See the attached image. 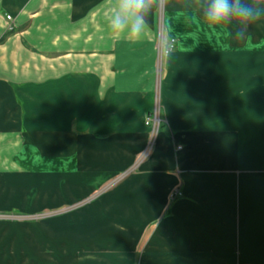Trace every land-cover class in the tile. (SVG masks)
<instances>
[{
  "label": "rangeland",
  "instance_id": "rangeland-1",
  "mask_svg": "<svg viewBox=\"0 0 264 264\" xmlns=\"http://www.w3.org/2000/svg\"><path fill=\"white\" fill-rule=\"evenodd\" d=\"M183 9L177 13L185 20L203 21L195 11ZM5 19L9 26L4 38L15 32L12 16ZM194 27L184 37L170 26L146 29L140 44L147 38L153 46L154 78L159 72L161 89L155 93L153 111L145 118L149 131L140 147L129 148L124 136L105 132L85 143L89 154L82 166L62 170L54 160L46 159L54 157L47 153L34 155L30 168L20 164L29 151L25 149L30 134L26 126L21 125L17 146L16 140L13 146L10 141L4 144L10 151L0 155V264H69L87 255H128L118 232L137 228L140 198L147 195L153 200L160 195L155 185L159 183L168 190L165 213L160 220L152 218L142 227V235L137 234L132 252L137 262L161 221L171 216L177 202L188 198V185H195L188 178L197 173L212 177L222 173L238 180L242 195L238 212L249 232L243 258L264 264V47L258 59H252L248 48L241 49L237 59L229 52V59L221 58L222 66L241 67V71L224 76L219 50L205 49L202 42H196L190 36L197 30ZM147 35L152 36V43ZM235 98L252 100L253 107H235L231 103ZM220 99L230 102L221 107ZM21 108L25 124L26 109ZM234 116H238L237 123ZM162 125L171 131L170 152L157 148L165 129ZM186 153L190 155L184 157ZM219 157L236 165L235 169L220 172L206 167ZM183 162L186 166L181 167ZM200 206L208 209L203 202Z\"/></svg>",
  "mask_w": 264,
  "mask_h": 264
},
{
  "label": "crops",
  "instance_id": "crops-1",
  "mask_svg": "<svg viewBox=\"0 0 264 264\" xmlns=\"http://www.w3.org/2000/svg\"><path fill=\"white\" fill-rule=\"evenodd\" d=\"M108 6V0H0V155L10 151L5 143L10 141L13 146L16 140L15 145L19 144L22 126L30 134L25 146L29 151L20 164L29 168L34 155L40 153L54 156L46 159L54 160L62 170L78 168L89 154L85 143L105 132L124 136L129 148L146 141L149 129L145 118L153 111L160 88L159 72L154 78L153 46L147 38L140 44L144 35L135 41L111 39L100 29L106 27ZM182 6L186 7L183 0H170L167 6L162 0L150 15L147 28L170 26L184 37L186 30L195 26L197 30L190 36L205 49L219 50L220 74L224 76L241 71V67L222 66L221 58L229 59V52L237 59L242 56L241 49L248 48L252 59H258L264 47V19L252 24L249 35L241 41L229 28L210 27L197 18L185 20L177 13ZM8 15L14 20L15 32L4 38ZM147 36L152 43V36ZM238 87L241 90V85ZM229 102L220 99L219 106ZM231 103L253 107L252 100L235 98ZM22 106L26 109L25 124ZM237 118L234 116V123ZM170 134L166 125L157 140L159 151H171ZM223 158L205 165L220 172L234 170L236 165ZM189 177L198 187L188 185V198L177 202L171 216L161 221L154 240L144 246L137 262L132 255L137 234L142 235L144 225L152 218L160 220L165 213L168 190L159 183L155 185L160 195L153 200L147 195L140 198L137 228L118 232L128 255H87L69 264H254L243 258L249 232L242 212H238L242 203L238 180L222 173ZM150 190L154 192V188ZM201 199L207 210L197 203ZM90 246L98 250L95 244ZM81 250L84 253V246Z\"/></svg>",
  "mask_w": 264,
  "mask_h": 264
},
{
  "label": "clouds",
  "instance_id": "clouds-1",
  "mask_svg": "<svg viewBox=\"0 0 264 264\" xmlns=\"http://www.w3.org/2000/svg\"><path fill=\"white\" fill-rule=\"evenodd\" d=\"M162 0H108L106 29L113 40L140 39L150 15ZM165 6L170 0H164ZM210 27L229 28L237 40H245L249 28L264 19V0H183Z\"/></svg>",
  "mask_w": 264,
  "mask_h": 264
}]
</instances>
